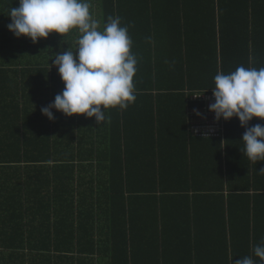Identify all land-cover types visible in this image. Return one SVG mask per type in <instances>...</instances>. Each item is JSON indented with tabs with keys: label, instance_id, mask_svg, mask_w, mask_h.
<instances>
[{
	"label": "trees",
	"instance_id": "16d2710c",
	"mask_svg": "<svg viewBox=\"0 0 264 264\" xmlns=\"http://www.w3.org/2000/svg\"><path fill=\"white\" fill-rule=\"evenodd\" d=\"M91 2V13L101 21V29L109 16L120 17L121 26L124 22L129 25L131 52L138 61L133 80L136 101L126 110L118 107L106 110L110 119L101 124L95 123V117H66L55 110L53 121L42 115L41 109L64 89L50 58L68 47L75 50L77 32L65 34L64 40L52 33L35 44L26 37L16 38L7 26L11 23L9 11L11 7H19V0H0V163H9L13 166L9 168L15 169L5 180L6 192L12 196L2 200L5 207L13 209L2 217L0 254L5 247L13 252L37 253L36 257L0 258V264H145L146 253L150 258L151 249L143 248V256L137 253L133 257L129 245L131 242L135 250L136 241H153L151 227H144L140 232H145L139 235L138 230H133L134 218L156 210L158 219H163L158 211L163 210L167 194H174L177 201L179 197L190 201L189 193L200 191L199 183L194 186L193 180L202 165L195 166L196 161L190 157L174 155L173 148L157 141L162 128L177 127L178 122L181 125V111L186 105L185 98L181 99L186 94L185 85L199 89L198 82L207 77L203 88L215 87L218 50L223 74L239 66L264 67V0ZM10 91L25 96L26 117L20 104L9 110L11 115L2 113L4 96ZM10 97L17 100L16 96ZM16 110L19 113L15 114ZM2 120L19 126L25 133L24 141H14L1 128ZM258 123L264 125V120L253 118L248 127ZM146 130L153 138L152 145L148 144L150 137L144 134ZM244 132L238 118L226 122L228 140L238 144L237 156L232 157L231 163L243 166L247 179L257 188L255 179L264 177V172H259L264 169V162L252 164L243 156L240 150L244 147ZM204 139L197 143L207 150L222 138ZM140 155L141 161L148 162L136 164ZM22 163L26 164L24 171L17 166ZM261 184L264 192V180ZM16 190L18 195L13 196ZM241 191V187H234L231 194ZM146 194L154 195L153 202L147 204L142 200L141 196ZM24 204L29 213L22 211L21 217L29 220L27 230L16 219L18 210L12 213L18 205L24 209ZM57 204L75 208L73 213L63 215L68 221L61 227L53 224L54 214L40 212ZM190 206L191 201L188 210ZM260 211L264 217V205ZM171 221L180 225L173 217ZM260 227L264 229L262 218L236 238L246 241L244 258L249 257L246 252L251 242L254 246L264 242V230ZM158 230L157 225L155 264H167L169 259L160 250H167L166 245L180 252L182 245L164 241L163 222ZM170 238L178 241L172 235ZM189 249L197 251L196 243ZM239 255L234 254L232 264L243 259V253Z\"/></svg>",
	"mask_w": 264,
	"mask_h": 264
},
{
	"label": "clouds",
	"instance_id": "9594fccd",
	"mask_svg": "<svg viewBox=\"0 0 264 264\" xmlns=\"http://www.w3.org/2000/svg\"><path fill=\"white\" fill-rule=\"evenodd\" d=\"M91 8V0H19V7L9 11V32L16 38H29L33 44L52 33L64 40L65 34L77 32L75 50L68 47L50 58L64 89L41 109L49 121L55 119V110L66 117H95L96 124L106 123L110 119L106 110H126L136 101L133 80L138 61L131 52L128 26H121L120 17L109 16L101 29V21L93 17ZM48 67L50 70L49 63ZM214 84V102L209 104V112L216 122L238 118L245 128L240 151L254 164L264 162V125L248 127L253 118L264 120V67L239 66L229 74L218 72ZM253 252L264 262V242L256 245ZM235 264L255 261L245 257Z\"/></svg>",
	"mask_w": 264,
	"mask_h": 264
},
{
	"label": "crops",
	"instance_id": "0c3cea01",
	"mask_svg": "<svg viewBox=\"0 0 264 264\" xmlns=\"http://www.w3.org/2000/svg\"><path fill=\"white\" fill-rule=\"evenodd\" d=\"M189 3L187 4L188 7L191 6ZM124 26L129 25L124 22ZM242 36H244V34H242ZM218 72L222 73L220 50H218L217 73ZM206 80L207 77H204L201 83L198 82V85L200 86L199 89H190L187 85H185L186 94L182 96L181 99L185 98L186 105L184 111H181V125L179 126L178 122L177 127L172 125L170 129H166L165 126L162 128V135L158 132L160 134V138H157V141L164 142L165 145L173 148L174 155L190 157V159L196 161L195 166L202 165V170L195 175V180H193L194 186L195 183H199L200 191L189 193L191 201L189 210L187 205L190 201L187 197H179V200L177 201L174 194H167V197L163 202V212L158 211L160 217H162L163 214V219H158L156 210L152 213L147 211L145 217L136 216L134 218L133 230H138L139 235L145 232V230L142 233L140 232L144 227H151V238L153 241H134L136 246L135 250H133L131 242L129 245V250L130 253L132 251L133 257L137 253H142L143 256L144 254L141 251L143 248L145 250H148V248L151 249L150 258L146 253L147 258L145 260V264H149L150 261L154 262L151 264H155V242H157L156 238L158 234V232H155V227L158 225L159 230H161L162 222L164 241L167 243L182 245L180 252H178V249L173 250L170 246L166 245L165 247L167 250H160L161 254L168 257L169 260L167 264H218L219 261H222L219 264H232L235 253L237 256H240L239 254L243 253L242 258L245 256L243 246L245 248L246 241H236V238H240L244 235L247 228L250 225L252 226L256 219H258V223L261 221V218L264 220V217H261V211L259 212V208H262L264 205V192L261 187V181L264 180V177L261 175V178L259 177L258 179H255V182H257V188H255L251 183V180L247 179L248 173L242 169L243 166L231 163L232 157L237 156L236 149L238 144L233 142L231 139L229 141L225 133L224 138H222L221 141L218 140V142L215 143L214 148L205 150L201 148L199 143H197L201 140V138L193 136L189 131V112L193 109L202 108L204 105L203 102L192 101L191 94L199 91L205 93L211 92L212 88H203V84ZM190 91L191 94L188 93ZM9 94L16 96L17 100L11 98ZM24 97V95L21 96V94H16L11 91L6 93L2 104V113L4 116L11 115L9 110L14 105L20 104V111L26 117ZM176 112L179 115L180 109L177 108ZM14 113H19V111L16 110ZM1 128L8 132L9 135L13 137L14 141H24V131L20 129L19 126L14 125V123L2 120ZM144 134L150 137L148 144L152 145V136L147 130ZM164 137H166V140H164ZM202 140L206 139L202 138ZM141 160L142 157L140 155L136 158V164H138ZM147 162L148 161H141V163ZM17 166L21 167L22 171L26 170V164L24 163L17 164ZM166 166H168V164ZM9 167L13 166L9 163H0V179L4 180L2 181L3 196L1 197L2 209L0 208V224L3 214L6 215L13 209L12 207H5L2 200L4 197L12 196L6 192L8 185L5 183V180L8 174L15 173L13 172L15 169H10ZM222 187H224L223 190H221ZM234 187H241L242 191L231 194ZM36 190L37 189H34V191ZM18 192L19 191L16 190V193H13V196H17ZM141 198L147 204L153 202L155 199L154 195L149 194L142 195ZM67 199H69V196ZM23 206L24 209H21L18 205L14 208L12 213H15V211L18 210V216L16 219L22 227L27 230L29 220L25 218V216L21 217V212L24 211L29 213V210H26L27 204H24ZM72 206L73 205L69 204H57L50 206V209L47 211L41 210L40 212L48 213L50 215L54 214V216L51 217L53 224L61 227L63 223L68 221L67 216L63 215L73 213L75 211V208L73 210ZM34 213L36 214V210ZM138 213L140 214L139 208L137 210V215H139ZM172 217L180 223L179 226L171 221ZM260 229L264 230L262 227H260ZM171 235L174 240L177 239L178 241H173V239L171 240ZM22 236L25 237V234H22ZM1 242L2 241H0V245ZM158 242L160 244H164L163 241ZM195 243L197 251L189 249L190 246ZM254 247V243L251 242L250 249L247 250L246 254L248 253V256L258 264H264V262H261L259 258L254 255ZM88 254L92 255L96 254V252H89ZM12 256L36 257L37 253L28 252L27 250L13 252L6 247L2 249L0 258H5L7 260ZM192 257H195L194 262H190Z\"/></svg>",
	"mask_w": 264,
	"mask_h": 264
},
{
	"label": "built area",
	"instance_id": "2783aa9c",
	"mask_svg": "<svg viewBox=\"0 0 264 264\" xmlns=\"http://www.w3.org/2000/svg\"><path fill=\"white\" fill-rule=\"evenodd\" d=\"M191 99L194 102H203L204 105L189 112L190 133L199 138H224L226 122L223 119L216 122L214 114L209 112V104L214 102L212 91L192 93Z\"/></svg>",
	"mask_w": 264,
	"mask_h": 264
},
{
	"label": "bare ground",
	"instance_id": "6f19581e",
	"mask_svg": "<svg viewBox=\"0 0 264 264\" xmlns=\"http://www.w3.org/2000/svg\"><path fill=\"white\" fill-rule=\"evenodd\" d=\"M226 139V138H225ZM201 140H202V138H201Z\"/></svg>",
	"mask_w": 264,
	"mask_h": 264
}]
</instances>
